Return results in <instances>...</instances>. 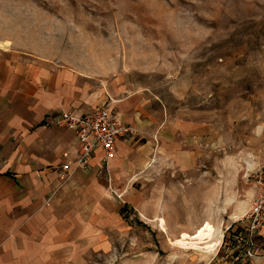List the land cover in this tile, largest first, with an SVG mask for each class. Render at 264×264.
Instances as JSON below:
<instances>
[{"label":"rangeland","instance_id":"rangeland-1","mask_svg":"<svg viewBox=\"0 0 264 264\" xmlns=\"http://www.w3.org/2000/svg\"><path fill=\"white\" fill-rule=\"evenodd\" d=\"M5 47L101 81L106 95L113 87L116 103L140 105L147 127L139 145L179 141L195 156L193 169L178 167L155 149L151 161L128 171L135 199L126 188L110 191L119 222L97 264L208 263L215 252L179 244L210 242L242 216L264 168V0H0ZM191 177L199 181L193 189ZM166 202L176 204L169 203L168 223L183 213L208 223L169 235L157 219ZM226 256L233 255L222 249L216 259Z\"/></svg>","mask_w":264,"mask_h":264},{"label":"crops","instance_id":"crops-1","mask_svg":"<svg viewBox=\"0 0 264 264\" xmlns=\"http://www.w3.org/2000/svg\"><path fill=\"white\" fill-rule=\"evenodd\" d=\"M102 83L33 59L15 47L0 49V264H97L112 248L110 229L119 222V203L109 194L126 188L124 193L135 197V183L126 187L128 171L135 172L140 163L151 161L155 149L178 167L193 169L195 156L183 150L179 141L139 145L136 137L147 127L140 105L131 100L116 103L119 91L112 87L106 95ZM105 105L131 130L117 140L115 157L107 164L104 152L98 151L88 166H79L76 133L57 125L55 118L63 111L85 115ZM163 134L166 130L160 129V140ZM66 152L68 158L63 157ZM68 161L72 166L67 172L63 166ZM191 179L189 189L199 183ZM179 188L173 190L176 201ZM169 203L157 216L165 219L169 235L194 233L208 223L199 215L184 217L187 213L180 221L168 223ZM143 208L145 218L153 220L146 200ZM242 216L231 217L230 222ZM218 232L217 228L216 238L221 240ZM255 254L245 260L213 255L206 264H264V227L256 238Z\"/></svg>","mask_w":264,"mask_h":264},{"label":"built area","instance_id":"built-area-1","mask_svg":"<svg viewBox=\"0 0 264 264\" xmlns=\"http://www.w3.org/2000/svg\"><path fill=\"white\" fill-rule=\"evenodd\" d=\"M55 123L61 127L74 130L78 143L79 166H88L98 151L104 152V162L107 164L115 157L116 143L125 137L130 128L125 126L114 115L110 106L96 108L92 113L76 115L63 111L55 118ZM63 157L68 158L66 152ZM72 162L63 166L64 171L71 169ZM258 189L251 201L248 211L221 231V242L214 255L218 256L222 249L230 251L237 260L251 259L256 253V238L264 227V168L256 175Z\"/></svg>","mask_w":264,"mask_h":264},{"label":"bare ground","instance_id":"bare-ground-1","mask_svg":"<svg viewBox=\"0 0 264 264\" xmlns=\"http://www.w3.org/2000/svg\"><path fill=\"white\" fill-rule=\"evenodd\" d=\"M158 221L160 222L161 226H164L165 221L163 219L158 218ZM220 242L221 240L219 238H215L214 240L205 244H179V247L186 250H198L206 254H211L215 252Z\"/></svg>","mask_w":264,"mask_h":264}]
</instances>
